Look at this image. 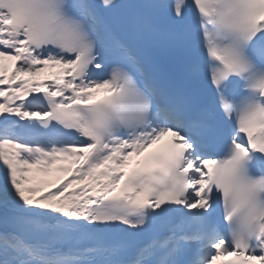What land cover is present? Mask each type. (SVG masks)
<instances>
[{
  "label": "snow or ice",
  "instance_id": "1",
  "mask_svg": "<svg viewBox=\"0 0 264 264\" xmlns=\"http://www.w3.org/2000/svg\"><path fill=\"white\" fill-rule=\"evenodd\" d=\"M0 264H264V0H0Z\"/></svg>",
  "mask_w": 264,
  "mask_h": 264
},
{
  "label": "bare ground",
  "instance_id": "2",
  "mask_svg": "<svg viewBox=\"0 0 264 264\" xmlns=\"http://www.w3.org/2000/svg\"><path fill=\"white\" fill-rule=\"evenodd\" d=\"M59 69L58 68H48L44 72L40 73L39 76L37 77L38 79H43L45 77L51 76L55 72H57Z\"/></svg>",
  "mask_w": 264,
  "mask_h": 264
},
{
  "label": "rangeland",
  "instance_id": "3",
  "mask_svg": "<svg viewBox=\"0 0 264 264\" xmlns=\"http://www.w3.org/2000/svg\"><path fill=\"white\" fill-rule=\"evenodd\" d=\"M46 70V69H45Z\"/></svg>",
  "mask_w": 264,
  "mask_h": 264
}]
</instances>
